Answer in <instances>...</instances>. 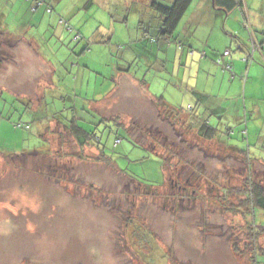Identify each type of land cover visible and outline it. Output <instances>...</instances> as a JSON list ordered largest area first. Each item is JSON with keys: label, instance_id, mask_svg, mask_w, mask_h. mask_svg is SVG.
Here are the masks:
<instances>
[{"label": "rangeland", "instance_id": "rangeland-1", "mask_svg": "<svg viewBox=\"0 0 264 264\" xmlns=\"http://www.w3.org/2000/svg\"><path fill=\"white\" fill-rule=\"evenodd\" d=\"M80 1L62 0L77 6L72 13L62 10L59 18L67 21L64 28L78 26L83 35L93 36L90 54L74 55L77 61L81 57L85 77L77 80L76 67L72 70L73 61L63 51L46 55L47 44L36 27L24 25L22 33L40 42L42 55H36L37 46L31 51L25 45L16 52L21 55H12L8 50H15L11 43L17 41L12 36L1 47L10 54L0 70V264H264L260 250L259 261L251 258L254 243L247 236L253 217L255 228L264 227V209L243 216L240 209L233 212L217 202L225 196L224 185L238 189L252 169L264 178V166L256 163L264 159V139L248 142L232 132L230 143L250 158L236 149L224 165L218 161L226 160L229 152L217 155V141L203 139L196 127L182 135L183 122L191 116L187 106L195 102L185 101L188 115L160 108L148 93L157 80L165 84L164 79H171V72L181 69L180 61L169 60L159 68L157 55L114 50L122 42L119 38L127 37V46L139 31H146L137 26L141 13L145 25L157 24L148 18L143 2L96 0L85 9ZM120 16L128 20L129 37L122 34V20L112 22ZM149 32L156 36L158 29L153 26ZM46 59L57 66L54 75ZM130 68L132 76L119 74ZM113 74L118 80L115 92L92 110L95 95L116 85ZM173 89L167 86L163 94ZM73 115L92 123V144L80 147L68 131ZM226 124H220V133L227 132ZM159 130L175 137L179 144L170 142L181 160L190 163L171 159L172 167L166 161L168 141ZM203 161L208 175L199 179ZM186 184L191 186L184 188ZM192 184L197 185L195 192ZM255 242L264 248V233Z\"/></svg>", "mask_w": 264, "mask_h": 264}, {"label": "crops", "instance_id": "crops-1", "mask_svg": "<svg viewBox=\"0 0 264 264\" xmlns=\"http://www.w3.org/2000/svg\"><path fill=\"white\" fill-rule=\"evenodd\" d=\"M43 1L42 6L35 8L28 0H0V28L17 39L12 55H18L19 52L17 54L16 52L22 47L19 45H25L31 51H35L37 46L36 55H42L39 51L40 42L35 38H27L22 33V29L36 27L39 31L42 30L39 35L42 43L47 44L46 55L58 56L62 55L63 51L64 55H70L73 61L72 70L76 67L77 80L80 76L85 77L87 73L81 69V57L77 61L74 55L90 54L92 44L95 43L93 36L83 35L78 26L67 25V29L64 28L62 23L66 24L67 21L63 19L62 22V18H59L62 17L60 16L62 10L72 13L77 5L62 4V0ZM81 1L77 4L83 5L85 9H91L96 2L93 0L92 4L86 5L87 0ZM137 1L143 2L144 8L149 11L148 18H153L157 22L155 24L154 21H147L145 25V16L141 13L137 26L148 32L155 26L158 29L157 35L150 36L146 31H139L135 42L129 39L127 46L124 45L126 42H123L127 41V37H121L119 41L122 42L114 50L121 55H125L127 48L134 55H157L159 68L166 67V62L169 60L181 63V69H178L177 73L171 72V79H164L165 84L161 83L162 80H157V84L154 81L156 84L154 90L148 88V93L152 95L154 102L158 103V98L161 96L169 108L181 109L188 115L191 111L190 119L197 126L196 128H199L198 124L207 120L218 129L214 141L224 145L230 144L231 139H234L233 133L236 136L238 132V138L242 136L248 142L253 139H264L262 136L264 131V46L262 44L264 43V0H239L238 6L231 11L217 7L215 0H193L176 30L167 36L160 34L162 17L152 7V0ZM159 1L165 2V5H171L173 2V0ZM46 8L51 11L48 12ZM116 19L122 20V34H128L129 37L131 31L128 20L125 16H120L114 17L112 22ZM24 25H26L25 28ZM72 26L74 30L71 29ZM8 28H11V31ZM116 29L117 27L113 25V30H110L113 36ZM79 32L82 37L77 39L76 33ZM252 40L263 48L252 49ZM227 49L230 50V54L224 56L223 53ZM250 54L254 56V60L247 62L244 58ZM219 58L222 59L221 63L218 62ZM45 62L48 64L46 66L50 74L54 75L57 66L53 60L46 59ZM223 63H230L232 70L224 68ZM13 69L15 70L14 67ZM130 71L131 68L128 73L125 70H119V74L130 75ZM116 77L117 74L114 76L116 85L112 84L111 88L105 89L100 95H95L96 98L92 103L90 101L89 106L92 110L97 107L98 102L105 100L108 94L115 92L118 83ZM167 86H172L174 89L168 94H163ZM144 87L147 86L144 85ZM185 101L195 102L194 105L188 104L187 109L190 111L184 107ZM224 121L227 123L225 126L227 132L220 133L219 126ZM234 124H237V127L232 126ZM11 151V153H18ZM262 160L263 158H259L256 161L262 164Z\"/></svg>", "mask_w": 264, "mask_h": 264}, {"label": "trees", "instance_id": "trees-1", "mask_svg": "<svg viewBox=\"0 0 264 264\" xmlns=\"http://www.w3.org/2000/svg\"><path fill=\"white\" fill-rule=\"evenodd\" d=\"M28 1H30L35 8L42 6L44 3L43 0H28ZM92 1L93 0H87L86 5L92 4ZM192 2H193V0H173L171 5H165V4L161 3L159 0H152V4H151L152 7L158 13H160V15L162 17V26L160 29V34H162L164 36L171 35L176 30L179 22L181 21L182 17L186 13L187 9L190 7ZM239 2H240L239 0H215V5L217 7H220L221 9L231 11L236 6H238ZM47 8H49V7H47ZM47 10H48V12L51 11V9H47ZM62 22H63V19H62ZM71 29L74 30L73 26L71 27ZM2 30L0 28V31H1L0 32V70L3 66V62H4L3 58H6L7 54H10L8 51L12 52V49L11 50L9 49L8 51H5L4 53L2 52V50H3V48H1L2 44H4V41L8 42V40H10L9 37L11 36V35L3 32L4 30L3 31ZM1 34H3V35H1ZM76 34H77V39H80L82 37L80 32L76 33ZM4 39H6V40H4ZM7 45H8V43H7ZM11 45H12L11 47H13L15 45V43L14 44L11 43ZM158 106L160 108H163V109L169 108V106L166 105L164 98L161 96L158 98ZM173 110L178 111L181 109L174 108ZM112 119L116 120L118 125H123L119 121L120 120L119 118L114 117ZM189 119L190 118H188L187 121L183 122L182 135L186 134L188 131L194 132L193 127H197V126H194V122L190 121ZM67 122H68V124H66V125L69 128L68 131H70V133H72L73 137H75V139H76L77 143L80 145V147H85L86 144H92L91 142L94 139H96L95 131L92 129L93 125L91 122H87L85 120H80V119L76 118L74 115L71 117V119L69 121L67 120ZM122 129H124L123 126H122ZM197 131H198V134H200L199 136L204 137L203 139L215 140L218 129L215 126H213L212 124H210L207 120H204V123L199 124V128H197ZM126 132L128 134H130L127 127H126ZM174 133L176 134V129H174ZM158 135L163 136L164 141H166V140L168 141V143H167L168 145L167 144H165V145H166V149L169 153L167 155L165 154L166 155L165 158H166V161L171 162L172 167L174 165H173L171 159H176L177 161H179L181 163L182 162L186 163V164L190 163V160H187V159L181 160V158L179 157V155H181L179 149L177 147L176 148L173 147V144L171 143L172 141L176 144H179V142H177L174 139L175 137H170V134L164 135L161 132V130L158 131ZM179 138H182L181 133H180ZM183 141H184V139L182 140V142H180L182 145H183ZM98 142H100L99 139H98ZM235 142H236V140H235ZM140 143H142V142H140ZM157 143H160V142H157ZM217 145L219 148L217 149V151H214L217 155L223 156V152H226V153L229 152L228 156H227L228 158H225L226 160H224V161L219 160L218 161V162L224 163V165L226 164L228 159L229 160L233 159L232 154L235 155L234 153L237 150L241 151L242 153H245V151H242L239 148L237 149L236 146L234 144H231V143L230 144L225 143V145H224V144L218 142L216 144V146ZM147 147H148V149H150L149 146H147ZM98 148L102 152L104 159H106V162L111 164L112 161L108 157H106L107 154L105 153V150L103 148H101L100 145H98ZM150 150H152V149H150ZM243 155L247 156V158H250V156L246 155V153ZM219 159H224V157H222V158L219 157ZM256 163H257V161H256ZM215 164L216 163L212 164L211 168L215 167ZM252 165L250 164L249 166L252 167ZM260 165L264 166V159L262 160V164H260ZM207 169H208V166L203 161L201 166L197 169V171L200 175L199 179L208 175L207 171H206ZM256 171L257 170L252 169V172L250 174H246L245 177L243 178V181H241L240 187L236 190L230 191L232 189V187L224 185V193L223 194H225V196L220 197V199L217 201L219 206H221L222 208L223 207L225 208V206H227L226 209L231 210L233 212H236L240 209L241 212L239 211L238 213H241L243 216H251V217H252L256 208L264 209V178H261L256 173ZM177 183L181 184L182 182L179 181ZM189 186H191V185L186 184L183 187L188 188ZM196 186L197 185L192 184L193 192H195L197 190ZM195 188H196V190H195ZM214 189H217V186H214ZM230 193H232L233 196H236L234 198V200L231 199L232 194H230ZM254 220H255V218L253 217L250 221L251 226L249 227V229L247 231L248 232L247 236L252 237V242L254 243L253 245H251V251L253 252V255L250 254V256L252 259H255L256 261H258L259 256L264 257V248L263 247L259 248L257 243L255 242V239L257 240V238H259L261 236V234L264 233V227H261L259 229L255 228L254 225L252 224L254 222ZM233 249L236 252V254H239V252H238L239 247L238 246L234 245ZM258 250H260V252H261V254L259 256H258ZM254 254H255V258H254ZM260 264H261V262H260Z\"/></svg>", "mask_w": 264, "mask_h": 264}, {"label": "built area", "instance_id": "built-area-1", "mask_svg": "<svg viewBox=\"0 0 264 264\" xmlns=\"http://www.w3.org/2000/svg\"><path fill=\"white\" fill-rule=\"evenodd\" d=\"M263 46H264V43H263ZM263 46H262V45H257V44L255 43V41L252 40V49L255 50L256 47H257V48H263ZM229 54H230V50L227 49V50L224 51V55L227 56V55H229ZM244 59H245L247 62H251V61L254 60V56H253L252 54H250L249 56L245 57ZM218 62H219V63L222 62L220 58L218 59ZM223 66H224L226 69H231V64H230V63H223Z\"/></svg>", "mask_w": 264, "mask_h": 264}, {"label": "clouds", "instance_id": "clouds-1", "mask_svg": "<svg viewBox=\"0 0 264 264\" xmlns=\"http://www.w3.org/2000/svg\"><path fill=\"white\" fill-rule=\"evenodd\" d=\"M229 50V49H228ZM224 56H226V55H224ZM228 56V55H227ZM221 59V58H220ZM221 61H222V59H221ZM224 67V66H223ZM231 67H232V65H231ZM225 68V67H224ZM228 70V69H227ZM192 109V108H191ZM119 140V139H118Z\"/></svg>", "mask_w": 264, "mask_h": 264}]
</instances>
